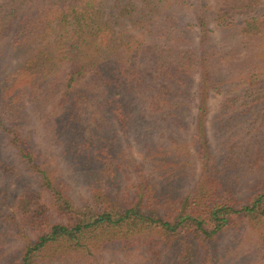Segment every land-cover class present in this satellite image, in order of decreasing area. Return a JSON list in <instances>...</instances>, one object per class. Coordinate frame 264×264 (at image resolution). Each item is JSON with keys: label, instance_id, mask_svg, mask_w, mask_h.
I'll use <instances>...</instances> for the list:
<instances>
[{"label": "trees", "instance_id": "16d2710c", "mask_svg": "<svg viewBox=\"0 0 264 264\" xmlns=\"http://www.w3.org/2000/svg\"><path fill=\"white\" fill-rule=\"evenodd\" d=\"M261 1L216 0L211 12L208 0H0V131L37 180L35 188L25 183L17 214L0 207V221L23 240L12 264H225L230 254L214 246L231 230L250 238L248 245L241 239L242 247L264 256V168L243 185L238 172L264 157V133L255 126L264 119V51L252 52L241 67L232 63L251 40L264 46V14L250 15ZM189 7L196 41L181 34L182 16L174 23L175 10ZM137 28L141 37L132 33ZM158 30L170 40L183 38V46L163 43L162 35L144 42ZM218 30L242 39L220 49L213 41ZM13 56L19 64L5 73L2 61ZM195 75L188 141L190 123L182 115L191 101L183 97ZM213 92L220 95V120H235L220 123L217 146L208 125ZM28 106L42 111L44 125L95 185V201L105 203L75 201L27 132ZM133 106L174 144L152 160L160 164L161 180L143 175L125 193L109 180L124 169L117 140L97 127L107 115L128 132L138 122ZM240 119L254 128L233 138L224 127ZM177 134L185 140L177 141ZM192 151L200 177L186 189L181 179ZM161 160L175 164L164 168Z\"/></svg>", "mask_w": 264, "mask_h": 264}, {"label": "rangeland", "instance_id": "374dc122", "mask_svg": "<svg viewBox=\"0 0 264 264\" xmlns=\"http://www.w3.org/2000/svg\"><path fill=\"white\" fill-rule=\"evenodd\" d=\"M211 6V12L216 8V0H208ZM188 11H183V9H176L173 14L175 18L174 23L178 24L182 16L181 21L182 25H179L178 28L181 29L180 32L183 37H191L194 41H196L198 37V28L194 24V14L192 7L187 8ZM186 10V9H185ZM264 14V0L261 1L259 6L257 7L256 13L253 14ZM250 15H246V18H249ZM244 20V19H243ZM242 21V20H241ZM159 35H147L144 42L148 43L151 39L157 38V36L162 35L160 39L164 42H170L174 44H179L183 46V38L181 40L175 39L170 40L167 35L163 34L162 30ZM133 34L139 36L141 31L137 28L133 30ZM239 34L233 35L232 37L226 35L224 30H218L213 35L214 44L220 49H228L236 45L242 38L239 36L235 39ZM141 37V36H139ZM255 41H250V46L243 47V49L236 54V59L232 61L239 67L244 65L246 60L250 59V56L253 55L252 52L257 53L264 51V46L259 44L255 45ZM149 44V43H148ZM258 50V51H256ZM3 67L5 68V73H9L13 69H15L19 60L17 56L8 57L7 59H3L2 61ZM230 64V62H229ZM226 68H229L226 65ZM26 80V79H24ZM199 76L195 75L189 78L187 85V94L186 97H183L184 100L191 101L189 112L187 115H182L183 119L186 118L189 120L190 127L188 129V141L192 138V133L194 129V118L196 115V88L199 85ZM137 96V92L134 93ZM137 94V95H136ZM191 94V95H190ZM220 95L213 92V95L210 97V111L208 116V125H209V135L211 137L212 144L217 146L216 144L220 140L221 133H219L218 126L220 123L222 124L226 121L235 122L230 116H226L220 120L218 114H220V108L222 104L219 102ZM184 107L188 108L184 105ZM27 112L31 115L30 123L27 127V132L31 137L34 145L46 156H48L53 163L54 167L58 170V175H60L69 185L73 194L75 201L83 202L87 201L89 203H96L98 201V197L92 195L95 192V185L91 182V180H87L86 176L82 173H79L77 170L78 164L76 162H72L67 157L65 142L60 140L52 130H50L44 122L40 118L41 110H38L37 107L31 108L28 106ZM133 110L135 112V116L137 117L138 122L135 123L134 127L131 130H127L125 132L119 122L114 119L112 116H107L105 121L99 122L98 131L99 133H105L109 135L110 140H117L118 144V152L117 155L120 154V158L123 161V167L121 174L119 173V178L117 175L109 177V180H112V177L115 179L113 181L118 182L119 189L121 191L125 190V193L132 192L135 189L136 182H139L143 175H154L158 180H161L160 174L156 171V169L160 166V164L153 162L152 160L157 157L158 154L163 153L162 148L165 149L167 146H171L174 143H166L163 138L160 137V131L163 129L159 123H154L153 125L147 119H143L141 117L143 114L140 112L141 108H135L133 106ZM230 112V110H229ZM238 122L232 123L230 126H225L224 130H227V134L233 138L235 135L240 137L242 130H252L254 126L250 121L248 123H244L242 119ZM101 123V124H100ZM237 124V125H236ZM111 125L113 129H111ZM255 126L260 129L261 133H264V119H258L255 121ZM240 134L238 135V133ZM237 133V134H236ZM263 135V134H262ZM166 136V135H165ZM264 136V135H263ZM177 141L185 140L183 136L177 134ZM191 143V142H190ZM189 143V144H190ZM157 144V145H156ZM156 145L153 149L152 147ZM172 147H170L171 149ZM153 149V150H151ZM150 150V151H149ZM187 159L189 160L188 165V174H185L181 179V183L184 184V188H189L193 186L196 181L200 177L201 163L200 160L195 156V154L191 153ZM256 156L253 155L251 158L254 159ZM175 163H169L167 160H161V166L164 168H170ZM260 166V167H259ZM264 168V157L261 156L259 163L257 166H252L250 168H245L239 170V174L241 175L239 182L243 185L246 181L251 179V177L255 173V169ZM140 178V179H139ZM25 183H28L30 187L35 188L37 184L36 177L30 170L25 166V164L20 161L17 157V154L14 152V149L8 144V140L6 136L0 131V207L1 209H6L14 215L17 214L15 211V206L18 204V197L26 192L24 191ZM103 187L108 188L110 185L107 182V178L102 181ZM95 201V202H93ZM106 202V199L100 198L97 206H101ZM14 232L10 231L8 224L2 223L0 221V264H12V261L15 258H18V253L22 249L23 240L14 236ZM243 244L246 243L248 245V241L250 238L245 236V238H239V234L235 231H229L224 235V240L217 243V246H214L217 251L219 250L222 254H230V262L225 264H263L264 256L260 251H256L255 249H249L248 246Z\"/></svg>", "mask_w": 264, "mask_h": 264}]
</instances>
